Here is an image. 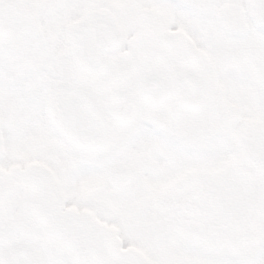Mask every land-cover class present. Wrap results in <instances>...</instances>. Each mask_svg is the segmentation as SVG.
<instances>
[{"label": "snow or ice", "instance_id": "6c2138e0", "mask_svg": "<svg viewBox=\"0 0 264 264\" xmlns=\"http://www.w3.org/2000/svg\"><path fill=\"white\" fill-rule=\"evenodd\" d=\"M0 264H264V0H0Z\"/></svg>", "mask_w": 264, "mask_h": 264}]
</instances>
